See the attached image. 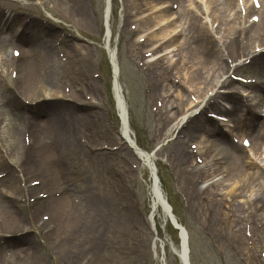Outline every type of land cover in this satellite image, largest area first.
Listing matches in <instances>:
<instances>
[{"label":"rangeland","instance_id":"obj_1","mask_svg":"<svg viewBox=\"0 0 264 264\" xmlns=\"http://www.w3.org/2000/svg\"><path fill=\"white\" fill-rule=\"evenodd\" d=\"M142 1L161 3L147 10ZM156 1L111 0L105 42L104 0H86L90 23L75 12L74 0H0V36L12 44L0 47V264H180L177 232L160 207L154 211L156 234L150 230L149 166L120 137L107 45L115 51L131 134L140 148L155 152L165 196L188 234L190 264H264V136L256 138V129L245 126L251 120L229 96L254 105L264 126V106L250 89L259 81V69L249 62L264 46L257 48L252 40L244 48L247 56H226L216 31L224 22H214L215 15L226 22L241 15L251 0H232L226 12L223 5L210 9L224 0ZM158 16L172 20L175 41L152 36L153 23L145 19ZM240 20L237 26H244ZM130 26L140 31L131 34ZM196 26L210 32V47L222 51L227 68L215 77L201 69L199 82L177 44L188 42ZM138 38L149 42L141 47ZM164 42L170 46H161ZM20 48L24 54L13 57L11 50ZM153 50L154 57H144ZM156 55L162 57L158 64ZM159 66L168 74L165 81ZM48 77L64 98H50L53 107L42 101L53 94L40 87ZM36 90L39 96L30 100L28 93ZM189 103L199 105L197 123L219 130L216 137L229 150L233 140L238 148L242 137L250 140V150L233 152L248 164L238 177L228 174L229 154L213 166L210 156L220 157L218 146L200 153L201 163L191 159V152H199L190 148L199 138L186 132L193 122L176 121ZM60 107L80 115L70 134L40 126ZM180 144L186 152L177 153ZM208 146L204 138L200 150ZM192 163L210 171L198 178L194 191ZM254 171L256 177L247 175Z\"/></svg>","mask_w":264,"mask_h":264},{"label":"bare ground","instance_id":"obj_2","mask_svg":"<svg viewBox=\"0 0 264 264\" xmlns=\"http://www.w3.org/2000/svg\"><path fill=\"white\" fill-rule=\"evenodd\" d=\"M156 1V0H155ZM187 0H185L186 2ZM237 3H239V0H236ZM241 1V0H240ZM161 3L160 1H156L154 5H151L149 3H147L146 1H142V4L146 7L147 10H153V8H156L157 6H159ZM158 4V5H157ZM223 5V8H221ZM245 8L244 10L241 12V15H237L234 18L229 19L228 22L224 21V19H219L217 15H215L214 17V22H219V24L221 22H224L223 28L222 29H216L217 32L220 33L222 39H223V46L225 47V50L227 51V55L229 57H244L248 55V52L246 49H244L247 45V43L251 42L252 40H254V43L257 44V48L264 46V0H254L253 2H250V5H248L247 2H245ZM74 10L75 12L83 19L85 20V22L90 23L91 21V15L90 12L88 11L87 8V2L86 0H74ZM173 6V5H172ZM220 7L221 10H223L224 12L229 11L233 8V2L232 0H224V2L222 4L219 3H213V5L211 6V10H214V8ZM210 11L208 6L206 11ZM247 10V11H246ZM251 11L256 12L255 15H250ZM109 0H104V11H103V19H104V25L106 22V35H105V42H106V38H107V32H108V26H107V22L109 21ZM164 12V11H162ZM0 18H2V16L0 15ZM244 20V26H242L240 23V25L237 26V22H241V20ZM145 22L148 24H151L150 28H153L154 31H156L152 36L156 39L158 38L159 40L164 39V37L169 36L170 40L173 39V33L175 31H177L175 28L176 26H174L172 24V20H170L169 18H165L164 16H158V17H153V18H148L145 19ZM159 25V26H157ZM189 25V24H188ZM187 25V28H188ZM132 27V26H131ZM198 26L195 27V29L191 32L190 36H189V41H182L181 43H178L179 41H177L178 45V51L182 54L183 53V60L187 61V69H192V79L196 82H199L203 77H201V69L205 70L209 73H211V76L213 75L214 77L217 75V73H219V71L223 70L224 68H226V65L223 64L221 57L223 56L222 51L220 52V50L218 48H211L210 44H211V38L207 35L210 32L208 30H206L205 28H198L196 29ZM2 27L0 26V29ZM32 28H35L32 26ZM192 28V27H191ZM137 29V33L138 31H140V27L136 28ZM135 29L130 28L129 31L131 34H133V32L135 31ZM2 31V30H0ZM7 32H9V34H5L8 36H11L10 33H12V30H8ZM1 33V32H0ZM129 34V35H131ZM140 39V38H139ZM138 39V40H139ZM152 39V38H151ZM175 41V39H173ZM134 41V40H131ZM136 42V41H135ZM149 42L148 39H144L142 42H137L140 44L141 47H143V45L146 46V43ZM12 44H7L6 41L3 40V38L0 36V47H11ZM163 47H167L170 46V43H162ZM13 48V47H12ZM49 46H45V49H48ZM8 49V48H6ZM13 50V49H12ZM108 50V56L109 59L111 60V63L114 66V70L116 72V63H115V59H114V50L108 46L107 47ZM49 53L52 52V54L49 55V60L53 61L55 54L53 50H49ZM147 52V51H146ZM145 53L144 57H145ZM154 53L155 50H153L152 52V56L154 57ZM22 54H24L23 52V48L19 49V55L17 58H20L22 56ZM264 55V52L261 51L259 54H254L253 56H251V59L249 60L250 64L254 67V68H258L259 69V73H258V78L259 81L256 85H254L253 87H251V93L253 94V98L257 99V104L258 102L260 104H263L262 106H264V59L262 58ZM201 56V57H200ZM158 57L157 60H155V62L158 64L160 61V58H162L161 56H157ZM228 57V58H229ZM237 58V59H238ZM154 60V59H153ZM85 63H87L85 61ZM155 64V63H154ZM84 64L81 65V67ZM58 66H54L53 68H57ZM60 67V66H59ZM161 69L159 70V72H161L160 76L161 78L165 81L168 74L167 72H165L162 68V66H159ZM227 69V68H226ZM151 76H155L153 73V69H150L149 71ZM84 75V74H83ZM116 76V74H115ZM159 76V77H160ZM117 78V77H116ZM43 79V78H42ZM155 80V78H153ZM54 80L52 77H48L47 79H43L42 81H44V83L40 82V87L42 90L46 91H51L53 92V94H46V96H44V99L42 100L43 102H47L49 106L53 107L52 102L53 101H49L50 98L56 99V100H61L64 99L63 96L61 95V91L60 90H54L56 86V84L52 81ZM162 80V81H163ZM94 82L91 80L90 84H93ZM200 84V83H199ZM114 89H115V96H116V102H117V110L118 112L123 116L122 117V127L120 129V137L123 140V142L125 144L126 140L129 141L130 143V133H129V125H125V113H124V104H123V100H122V92L121 89L118 88L117 82L114 83ZM168 86V90L172 89L171 86ZM42 91V92H44ZM39 95L37 93H34L33 91H30L28 93V97L30 100H33L35 98H37ZM233 98V102L234 104H236L235 109H239V110H243L244 112V118H246L248 121L251 120L248 126L251 129H256L255 131V136L258 139H262L264 136V126H259V116L257 114V112L255 111V107L254 105H251L249 103H241L238 102V100H236V95H229ZM237 102V103H236ZM237 104L239 106H237ZM90 108L89 113L94 114V105L89 104ZM261 106V107H262ZM195 105L193 103H189L188 104V109L181 115L179 116L176 121H178V123L180 122V124H182L183 122L187 121L188 119H191L193 124L191 126H187L186 132L189 135H192L193 138L198 137L199 140L196 142V148L199 150V152L195 151V152H191V159L193 157V161L194 162H199V158H200V153L204 155L208 154V152H210V148L212 149L214 146H218V153L220 155V157H216V154H212L210 157L212 158L211 160L214 161L213 166L217 165V163H219V159L222 158L221 155L224 154H229V159L231 161V167L228 170V174L232 175L233 177H238L240 175V172L242 170L241 166H245L247 164V161H245V163L243 162V158H238L237 156H235V154L233 153L234 151H243L242 147L238 148L236 147V144H233V146L229 145L230 150L228 149V147L225 144H222L219 139L216 137V135L220 136V131L215 129H210L209 127H207L204 123H197L198 121H200L197 118V114H196V109H194ZM213 107V106H211ZM66 108H62L60 107L58 110L52 112L50 115H48V119H45V121L40 125L42 127H46V126H53V127H57L58 126L65 130L68 131L69 134L71 133V130L69 129V127L71 125H75L80 121V115L75 114L76 112L71 108L68 107L69 112L67 114L64 113ZM216 109V108H215ZM27 110H29V108H27ZM217 110H219L217 108ZM30 111V110H29ZM219 114H221L220 112H217ZM264 120V119H263ZM197 123V124H196ZM240 123V120H239ZM243 124V122H242ZM201 135V136H200ZM129 138V139H128ZM207 139L209 140V146L207 148H204L203 151H201V143L202 140ZM243 140V138L241 139V141ZM233 142V141H232ZM234 143V142H233ZM131 144V143H130ZM217 144V145H216ZM128 145V144H127ZM191 146V145H190ZM252 147V144L249 145L248 150H250ZM177 153L179 152H186L185 147L183 146V144L179 145V148L177 149ZM201 151V152H200ZM145 152H140L139 154L136 152V155H139L140 157L145 158L147 156V154H144ZM198 153V154H197ZM185 156V154L181 153L180 157L183 159ZM208 156V155H207ZM244 163V164H243ZM248 165V164H247ZM192 163V176H191V190L194 191L195 187H196V182L198 180L199 177H203L204 175L206 177L209 176V173L206 174L209 168L205 169L206 171H203L202 169L197 168V165ZM247 168V166H245ZM221 170V169H220ZM213 172V171H211ZM151 178H150V186H149V192H150V196H151V207H153V210H155L156 207H161L165 214L166 217L168 218L169 216V211L167 209V205L168 203L166 202L165 204V197L163 195V192L160 188V184L158 183V181H156V177L154 176V173L151 169ZM251 174V176L256 177L257 176V172L254 171V173L249 172L247 173V175ZM211 175V174H210ZM196 178V179H195ZM251 179H253V177H250V181ZM181 249L182 251H179L177 254L179 256V258L182 260L183 264H186V260H185V238L184 235H181ZM181 263V264H182Z\"/></svg>","mask_w":264,"mask_h":264},{"label":"snow or ice","instance_id":"obj_3","mask_svg":"<svg viewBox=\"0 0 264 264\" xmlns=\"http://www.w3.org/2000/svg\"><path fill=\"white\" fill-rule=\"evenodd\" d=\"M245 143L247 144V141H245Z\"/></svg>","mask_w":264,"mask_h":264}]
</instances>
